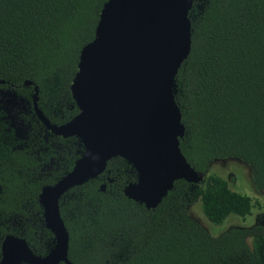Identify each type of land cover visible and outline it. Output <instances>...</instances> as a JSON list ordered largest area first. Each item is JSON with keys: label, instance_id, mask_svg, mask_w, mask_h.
<instances>
[{"label": "trees", "instance_id": "obj_1", "mask_svg": "<svg viewBox=\"0 0 264 264\" xmlns=\"http://www.w3.org/2000/svg\"><path fill=\"white\" fill-rule=\"evenodd\" d=\"M105 1L0 0V86L24 97L36 86L52 123L73 118L70 81ZM188 17L191 48L175 76L174 97L184 126L180 150L204 178L176 180L155 208H146L123 192L135 181L130 165L110 159L102 174L59 200L73 264H264V221L212 236L189 214L199 201L205 218L221 224L256 206L210 170L217 161L246 164L255 190L264 192V0H193ZM68 139L58 140V177L82 153L79 140ZM35 165L23 155L0 163V235L28 207L41 215L38 194L55 180L37 176Z\"/></svg>", "mask_w": 264, "mask_h": 264}, {"label": "water", "instance_id": "obj_2", "mask_svg": "<svg viewBox=\"0 0 264 264\" xmlns=\"http://www.w3.org/2000/svg\"><path fill=\"white\" fill-rule=\"evenodd\" d=\"M192 2L106 0L102 5L94 37L81 48L70 81L78 113L56 126L36 110L46 128L76 137L83 147L72 170L38 195L54 246L41 258L22 239L7 236L0 264H69V234L59 199L102 174L112 158L124 159L135 172V181L123 192L146 208H155L176 180H203L204 174L195 171L180 150L184 126L174 97L175 76L191 48ZM36 100L34 94L35 107Z\"/></svg>", "mask_w": 264, "mask_h": 264}, {"label": "flooded vegetation", "instance_id": "obj_3", "mask_svg": "<svg viewBox=\"0 0 264 264\" xmlns=\"http://www.w3.org/2000/svg\"><path fill=\"white\" fill-rule=\"evenodd\" d=\"M0 84H5V82L1 81ZM29 85L31 84H26V81L23 82L24 87ZM34 94L37 95L36 107L33 103ZM37 109L44 114L38 104V88L36 86L32 88L30 97L22 96L11 86H0V163L10 161L20 155L34 158L37 165L32 167L31 171L35 173L38 169L37 176L50 177L51 182L55 180L52 184L42 186L44 187L55 184L72 170L67 173L64 171L61 177H58L60 175L58 160L62 158L63 154V145L58 142L59 137L68 139L73 136L57 135L46 128L37 116ZM44 116L48 119L45 114ZM49 122L60 126L68 121L62 124H55L50 120ZM78 145L82 146L79 141ZM67 150L69 151V146H67ZM37 203L39 205V202ZM39 207L41 208L40 205ZM41 211L39 216V211L28 207L23 210L21 215H18L17 219L12 220L10 226L7 227V232L0 235V261L2 258L1 245L7 236L22 239L35 256L43 258L50 253L54 246V235L45 227L42 208ZM67 259L69 264H73L68 258V252ZM57 264L67 263L60 261Z\"/></svg>", "mask_w": 264, "mask_h": 264}, {"label": "rangeland", "instance_id": "obj_4", "mask_svg": "<svg viewBox=\"0 0 264 264\" xmlns=\"http://www.w3.org/2000/svg\"><path fill=\"white\" fill-rule=\"evenodd\" d=\"M210 170L226 179L231 190L250 196L254 201L257 200V204L255 203L256 206L252 209V213L244 218L232 214L221 224H213L205 218L201 204L197 201L189 208L192 218L212 236H218L230 227H249L258 221H264V192L255 190L251 170L246 164L233 159L223 160L214 162Z\"/></svg>", "mask_w": 264, "mask_h": 264}]
</instances>
